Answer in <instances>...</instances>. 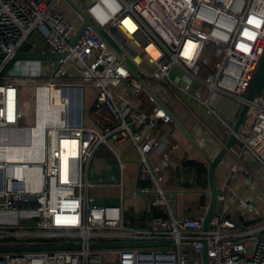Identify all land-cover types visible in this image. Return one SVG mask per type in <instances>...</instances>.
<instances>
[{"label":"built area","instance_id":"obj_1","mask_svg":"<svg viewBox=\"0 0 264 264\" xmlns=\"http://www.w3.org/2000/svg\"><path fill=\"white\" fill-rule=\"evenodd\" d=\"M80 9L91 25L72 44L83 20L67 0H0V130L6 135L0 137V215L21 209V220H33L0 223V245H80L0 252V264H201L204 245L208 264H264V213L250 200L241 199L253 214L252 224L216 207L203 235L209 191L199 178L195 188L206 204L198 214H175L177 188H166L159 167L150 163L170 119L125 64L146 84L161 85L176 98L190 95L208 106L196 89L201 86L208 95L218 92L240 105L247 103L236 143L227 151L232 158L229 174L247 176L257 167L258 176H264V97L246 100L247 84L264 49V0H91ZM33 33L41 36L47 50L33 44ZM26 44L37 51L23 50ZM148 46L156 50L155 57ZM17 52L66 55L46 74L41 65H31L40 61H23L2 76ZM21 86L28 90L22 100ZM84 86L95 89L85 111ZM41 89L49 94L38 99ZM53 91L58 101H53ZM31 106L34 118L26 127L20 121L29 116ZM12 130H23L25 137L8 139ZM123 142L137 154L128 163L136 183L132 195L144 200L139 221L125 217L121 203L97 204L88 195L96 151L108 147L123 172L126 161L114 149ZM191 177L180 175L179 181ZM128 178L123 174L117 183L120 202ZM224 199L218 193L217 205ZM154 209L160 214H152ZM148 241L167 244L90 247Z\"/></svg>","mask_w":264,"mask_h":264},{"label":"crops","instance_id":"obj_2","mask_svg":"<svg viewBox=\"0 0 264 264\" xmlns=\"http://www.w3.org/2000/svg\"><path fill=\"white\" fill-rule=\"evenodd\" d=\"M72 1L78 7L83 8V6L91 0ZM41 43L42 41L39 39L37 42L39 49L47 50V47ZM23 50L37 51L31 44H26ZM48 61L49 60L40 61L31 65L32 67L41 65L42 70L46 74L53 67ZM198 69L202 75H205L201 65L198 66ZM174 72H176V70H174ZM174 78L177 77L175 76ZM22 87L23 86L19 88L20 100L25 98ZM87 87L89 95L94 94L91 93V90L94 88L91 86ZM196 89L201 92V96L204 99H207L208 106H205L190 95L183 94L178 98H174L179 102L184 112H177V114L173 112V114L205 153L212 158L226 142L229 136V129L227 126L232 127L241 105L236 99L218 92L208 95L206 90L201 86ZM262 95L264 97V90ZM93 97L94 95L88 97V100L86 99V107L83 106L84 111L91 105ZM83 100L84 98L82 99V105ZM212 110L215 111L219 117L215 115ZM25 118L20 121L21 124H25ZM84 121L88 122L86 116H84ZM5 136L3 130H0V137ZM175 145L178 146L177 149H173ZM114 149L119 154L120 158L126 161V167L123 168V172L113 152L106 146H100L96 151L89 169V181L92 183V187L102 190L101 202H112L108 204L121 203L124 216L133 221H139L144 211V200L132 195V190L136 183L132 178L134 168L128 163V161L137 160L136 151L134 147L127 142L114 145ZM150 163L153 166L159 167V174L162 176V184L166 188L172 190L177 188L174 202L172 203L175 214H198L202 206L206 204L207 199L205 196H198L195 185L198 179L201 178L202 188L207 187V165L194 147L188 142L184 135L174 127L170 120L164 123L162 138L154 146L150 156ZM231 163L232 158L227 154L216 168L218 192L225 196L224 202L220 203L217 209L220 211L223 208L230 218L249 225L253 223L254 217L251 212L244 208L241 199L250 200L257 212L260 214L264 213V191L262 193L260 190L261 187L264 189V180L261 179L264 176H258V168L251 167V175L246 176L238 174L235 177H230L229 170ZM255 168L256 170H254ZM123 174L130 178L124 180L123 200L120 202L118 197L115 196L118 194L116 192V190H118L117 183L120 181ZM180 175L192 176L193 178L191 177L192 180L186 183H180ZM260 196L261 198L259 199ZM160 212V209H154L152 214L159 215Z\"/></svg>","mask_w":264,"mask_h":264},{"label":"water","instance_id":"obj_3","mask_svg":"<svg viewBox=\"0 0 264 264\" xmlns=\"http://www.w3.org/2000/svg\"><path fill=\"white\" fill-rule=\"evenodd\" d=\"M74 10L80 15L83 22L79 26L75 37L72 40V44H74L77 39L80 37L81 33L85 29L87 25H91L90 21L87 19L82 10L72 1L67 0ZM99 33V32H98ZM108 46L113 50L114 48L111 44L106 41ZM66 55V52L62 54H52V53H44V52H17L15 53L9 62L6 64L2 76L6 74L10 69H12L16 64L23 61H46L52 60L56 61ZM4 54L0 53V59H3ZM129 71L132 76L140 81L143 89L151 96V98L155 101L157 105L163 110V112L168 116L170 121L173 123L174 127L177 128L184 137L188 140V142L194 147V149L198 152V154L202 157L204 162L206 163V180L207 187L209 191V201L207 211L203 218L202 222V232L205 235L208 230L210 218L216 214L217 207V196H218V187L216 183V168L221 163V161L227 155V151L236 143V133L238 131L239 124L243 121L245 113L247 111V103H243L240 106V110L237 114V117L231 127V131L229 136L224 143V145L220 148V150L216 153L214 157H209L205 151L201 148V146L196 142V140L191 136V134L187 131V129L179 122V120L174 116V114L161 102V100L155 95V93L150 89V87L139 77V75L127 64ZM264 90V49L263 52L256 64V67L249 79V82L246 87V100L250 101L256 95H261ZM23 223H32L33 220H21ZM167 244V242L162 241H148V242H101V243H91L90 247L92 248H105V247H133V246H156ZM205 243V240H204ZM79 244H41V245H23V246H8V245H0V252H9V251H36V250H54V249H74L79 248ZM201 256V264H208L206 246L204 245L203 249L200 252Z\"/></svg>","mask_w":264,"mask_h":264},{"label":"rangeland","instance_id":"obj_4","mask_svg":"<svg viewBox=\"0 0 264 264\" xmlns=\"http://www.w3.org/2000/svg\"><path fill=\"white\" fill-rule=\"evenodd\" d=\"M41 38V36H39V34L37 33H33L30 37V40L33 41V44H37V42L39 41V39ZM113 42V41H112ZM115 44V43H114ZM205 57V56H204ZM208 57V55H207ZM205 57V59L207 58ZM50 64H52L54 66L55 62L52 60L48 61ZM175 73V72H174ZM46 79V78H44ZM175 80H177V78H175ZM148 86L150 87V89L155 93V95L161 100V102L173 113L177 114L180 113L181 111L184 112L183 108L181 107V105L179 104V102L174 98V96L172 95V93L167 90L165 87L161 86V85H157L151 81L147 82ZM22 90L25 94V98L28 97V91L27 88L22 87ZM26 92V93H25ZM91 93L95 94V89L91 90ZM82 94H83V106H85V102L86 99L88 100V97L94 95H89L88 93V87L84 86L83 90H82ZM203 95V94H202ZM32 105V102H31ZM34 106H31V112L29 114V116L27 115L25 118V125L26 127L32 124L33 118H34ZM84 114V113H83ZM8 139H17V138H22L25 137V133L23 132V130H12L9 135L7 136ZM256 170V168L254 169ZM261 179L264 180V177H262ZM260 190L264 191V189H262V187L260 188ZM116 192L118 193L117 196H119V190H116ZM102 190H98L96 187H91L88 190V195L89 197L93 198L94 202L97 204H108V203H112V202H101L100 198L102 197ZM261 198V196L259 197V199ZM220 206L217 205V208ZM25 216V212L24 210H15V211H6L3 212L0 215V223L1 224H6V225H10V224H18L20 223L21 219Z\"/></svg>","mask_w":264,"mask_h":264},{"label":"bare ground","instance_id":"obj_5","mask_svg":"<svg viewBox=\"0 0 264 264\" xmlns=\"http://www.w3.org/2000/svg\"><path fill=\"white\" fill-rule=\"evenodd\" d=\"M124 22L127 24V25H130L129 21L127 19L124 20ZM149 50V52L155 57L157 55V52L156 50L152 47V46H148L147 48ZM54 93H55V96H54ZM49 92L46 91L45 89H41V91L38 92V99H42L43 96L47 95L48 96ZM52 97H54V102L55 101H58L60 99L59 95L56 93V92H52ZM40 107V106H39ZM40 110V108H39ZM64 144L67 146L69 144V142H64Z\"/></svg>","mask_w":264,"mask_h":264}]
</instances>
